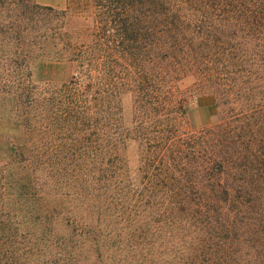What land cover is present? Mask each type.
Masks as SVG:
<instances>
[{"label":"trees","instance_id":"16d2710c","mask_svg":"<svg viewBox=\"0 0 264 264\" xmlns=\"http://www.w3.org/2000/svg\"><path fill=\"white\" fill-rule=\"evenodd\" d=\"M43 60L76 75L34 84ZM188 76L215 98L210 125L189 124ZM3 93L56 107L64 135L56 174L18 151L0 264H264V0H0Z\"/></svg>","mask_w":264,"mask_h":264},{"label":"rangeland","instance_id":"374dc122","mask_svg":"<svg viewBox=\"0 0 264 264\" xmlns=\"http://www.w3.org/2000/svg\"><path fill=\"white\" fill-rule=\"evenodd\" d=\"M40 5L64 9L68 0H35ZM76 75L74 64L43 60L34 67L33 82L38 85L54 83L58 86L69 82ZM180 88L187 96L188 105L192 108L188 116L189 124L199 128L212 124L216 120L218 108L215 98L210 93L198 92L195 78L188 76L180 82ZM14 96L0 94V208L5 212L15 213L17 202L16 181L22 175V165L18 151L26 153H44L46 158L43 176L57 173L53 167L56 158L62 152V122L60 111L48 104L35 106H17ZM122 123L127 130L135 125V95L131 91L122 92L119 96ZM26 122L29 125H26ZM122 154L133 178H139L140 152L139 143L133 137L125 138L121 147ZM31 154V153H30Z\"/></svg>","mask_w":264,"mask_h":264}]
</instances>
